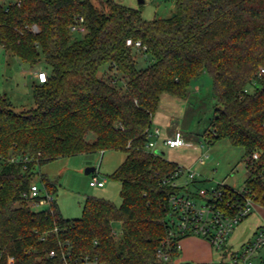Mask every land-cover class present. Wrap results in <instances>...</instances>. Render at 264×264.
<instances>
[{
    "label": "trees",
    "instance_id": "trees-1",
    "mask_svg": "<svg viewBox=\"0 0 264 264\" xmlns=\"http://www.w3.org/2000/svg\"><path fill=\"white\" fill-rule=\"evenodd\" d=\"M96 1L0 0L1 49L30 69L43 59L48 75L32 83L31 109L16 112L0 97V264H175L185 237L170 236L167 216L180 192L169 179L180 167L146 146L162 96L186 97L203 72L216 101L203 137L244 149L242 189L264 208V0H175L170 17L152 21ZM128 40L147 48L150 66L136 67ZM106 151L125 154L111 175L120 205L87 197L77 219H65L54 198L33 210L34 179L50 195L57 188L38 172L43 165ZM220 188L219 207L230 209L239 192ZM160 248L169 263L157 258Z\"/></svg>",
    "mask_w": 264,
    "mask_h": 264
},
{
    "label": "rangeland",
    "instance_id": "rangeland-1",
    "mask_svg": "<svg viewBox=\"0 0 264 264\" xmlns=\"http://www.w3.org/2000/svg\"><path fill=\"white\" fill-rule=\"evenodd\" d=\"M91 1L95 5L98 3L96 0ZM114 1L126 7L139 9L143 19L146 21L168 18L176 9L175 0H144L143 5H140L138 0ZM84 34V31L75 33L77 38H82ZM134 59L138 69H145L153 62L150 55L137 49H134ZM45 68L46 66L42 59V62L35 69ZM29 69L28 65L5 53L0 47V97L9 99L16 112L28 110L35 106L32 95L33 84ZM106 70L107 66L101 67L99 76ZM212 85V78L203 72L191 81L186 97L180 98L164 94L153 119L155 129V123L161 122L160 125L164 126L163 124L165 123L162 120L173 118L174 123L179 125V131L186 135V139L194 147L169 149L163 145L161 137L155 136L153 140L157 143V148L164 152L163 157L165 159L183 169L191 168L197 174L196 183L194 185L190 184L192 191L196 192L200 189L211 191L218 185H226L234 190H241L249 176V172L244 164L241 163L245 154L244 149L233 146L227 140H221L209 145L203 137L204 133L210 128L215 114L216 101L213 97ZM166 131L167 128L162 127V136L165 135ZM202 155L209 156L203 165L198 162ZM124 158L125 154L120 151L80 154L53 160L43 165L38 172L57 183L56 192L52 196L62 216L65 219H77L82 215L83 205L87 197L102 198L116 205L121 204L120 184L113 180L111 175L120 166ZM88 168H95L96 171L86 174ZM93 177H97L100 180L105 179V187H91L89 182ZM34 180L42 192H45L40 180L38 178ZM186 180L185 176L181 177L178 184L183 186ZM49 205L46 202L33 208V210H44ZM261 211V208L253 210L247 218L238 224L229 236L227 250H237L243 241H247L254 236L252 231L258 225L264 223L260 214ZM113 231L118 237L121 231V224L115 222ZM206 242L208 243V241ZM210 247L212 248V254L209 262L193 263L188 261L187 263L220 264L222 253L215 250L211 245ZM181 263L186 262H178V264Z\"/></svg>",
    "mask_w": 264,
    "mask_h": 264
},
{
    "label": "built area",
    "instance_id": "built-area-1",
    "mask_svg": "<svg viewBox=\"0 0 264 264\" xmlns=\"http://www.w3.org/2000/svg\"><path fill=\"white\" fill-rule=\"evenodd\" d=\"M71 30L83 31V28L75 26ZM126 44L143 53L147 51V48L140 42L133 44L131 40H128ZM261 73H264V70H261ZM36 78L39 83H45L48 75L45 71H38ZM155 136H158L157 131H152L149 134L150 141L146 146L148 151H156V143L153 140ZM164 144L169 149L194 147L179 130L167 137ZM208 158V155H202L198 162L203 165ZM253 159H258L257 154L253 156ZM196 175L191 168L183 169L180 167L169 179L173 187L180 189V192L172 195L169 200L170 211L167 219L168 225L172 227V231L169 232L170 236L178 238L198 237L208 241L215 250L222 253L220 264H264V226L256 229L254 236L243 241L237 250H227L229 236L258 205L248 196L247 191L241 189L238 190L239 193L231 202L232 205L227 203L230 209L220 208L219 203L224 199V192L220 185L211 191L200 189L194 192L191 190L190 184L194 185L197 181ZM184 176L187 180L183 186L179 185V179ZM105 183V179L100 180L93 177L89 185L103 188ZM27 198L35 207L46 202L49 203L53 199L52 195L46 191L42 192L36 183L31 186ZM200 202L201 204H199ZM180 242L177 243L178 251L181 248ZM50 255L54 256V252H51ZM157 258L162 262L169 263L171 261L170 255L165 253L162 248L158 249ZM9 263H12V259H9Z\"/></svg>",
    "mask_w": 264,
    "mask_h": 264
},
{
    "label": "crops",
    "instance_id": "crops-1",
    "mask_svg": "<svg viewBox=\"0 0 264 264\" xmlns=\"http://www.w3.org/2000/svg\"><path fill=\"white\" fill-rule=\"evenodd\" d=\"M38 71H43L42 69H29V75L31 76V81L33 82H38L37 78H36V73ZM164 118H166L164 116ZM164 126H161L160 123L161 122H157L155 123V129H154V121H153V126H152V131H157L158 132V136L157 137H161V141L164 144V141L167 137H169L174 131L179 130V125L174 123V119L173 118H169L168 120L164 119L162 120ZM162 127L163 128H167V131L165 132V135L162 136ZM186 138V135L183 134ZM156 143V142H155ZM156 150H160L157 148V143H156ZM162 151V150H160ZM200 164V163H199ZM106 184V183H105ZM105 187V186H104ZM257 208H261L262 211L260 212V214L262 215L263 221H264V208L262 207H257ZM256 208V209H257ZM260 226H264V223L261 225H258L252 232V234H254V232L256 231V229H258ZM180 257L175 261L176 264H178V262H193V263H207L211 260V254H212V248L210 247V245L203 239L201 238H197V237H187L184 238L183 240H181L180 242Z\"/></svg>",
    "mask_w": 264,
    "mask_h": 264
},
{
    "label": "water",
    "instance_id": "water-1",
    "mask_svg": "<svg viewBox=\"0 0 264 264\" xmlns=\"http://www.w3.org/2000/svg\"><path fill=\"white\" fill-rule=\"evenodd\" d=\"M138 2H139L140 5H143L144 4V0H138ZM155 154L163 156L164 152L163 151H160V150H156L155 151ZM95 171H96L95 168H88L86 170V174H91V173H93ZM181 264H192V263H187L186 262V263H181Z\"/></svg>",
    "mask_w": 264,
    "mask_h": 264
}]
</instances>
